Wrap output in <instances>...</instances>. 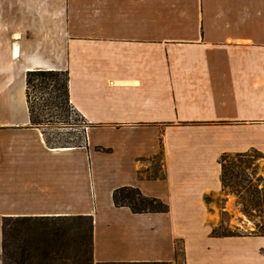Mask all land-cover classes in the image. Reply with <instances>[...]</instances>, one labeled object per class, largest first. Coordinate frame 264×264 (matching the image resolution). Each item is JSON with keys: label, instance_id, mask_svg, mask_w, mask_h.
<instances>
[{"label": "crops", "instance_id": "obj_1", "mask_svg": "<svg viewBox=\"0 0 264 264\" xmlns=\"http://www.w3.org/2000/svg\"><path fill=\"white\" fill-rule=\"evenodd\" d=\"M38 69L68 72L82 146L31 124ZM250 152L264 157V0H0V264L4 218L77 216L93 264H210L222 157ZM121 187L169 212L115 206ZM263 250L226 238L224 264Z\"/></svg>", "mask_w": 264, "mask_h": 264}, {"label": "trees", "instance_id": "obj_2", "mask_svg": "<svg viewBox=\"0 0 264 264\" xmlns=\"http://www.w3.org/2000/svg\"><path fill=\"white\" fill-rule=\"evenodd\" d=\"M50 87L53 89V95L43 105L44 107L61 109L63 113H69L70 109L74 110L70 106L67 71L40 69L28 71L26 98L31 124L35 127L42 128L39 117L46 110L40 108L37 93L47 91ZM37 110L40 112L39 115H36ZM81 118L84 119L82 116ZM64 125L74 128L71 124ZM87 127H84L85 131H80L75 142L56 144L45 131L43 134L49 146L78 147L86 143ZM113 201L115 206L128 207L135 214L169 212V206L162 200L147 197L138 188L133 187L116 189ZM255 235L264 236V232ZM92 243V217H7L3 220L1 260L2 264H93Z\"/></svg>", "mask_w": 264, "mask_h": 264}, {"label": "rangeland", "instance_id": "obj_3", "mask_svg": "<svg viewBox=\"0 0 264 264\" xmlns=\"http://www.w3.org/2000/svg\"><path fill=\"white\" fill-rule=\"evenodd\" d=\"M52 90L50 87L37 93L40 108L46 109L39 117L42 129L56 144L75 142L80 131L90 125L75 110L63 113L61 109L44 107L53 95ZM39 114L37 110L36 115ZM64 123L74 125V128ZM222 166L223 192L216 201H211L214 209L204 217L210 224V248L205 250L206 255H210V264H224L226 238L264 232V157L255 152L227 155L222 158ZM251 253L248 252V260Z\"/></svg>", "mask_w": 264, "mask_h": 264}]
</instances>
